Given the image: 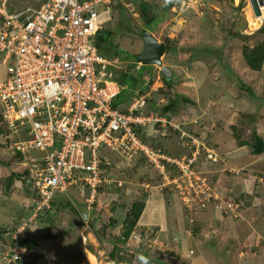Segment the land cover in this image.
Here are the masks:
<instances>
[{
    "label": "rangeland",
    "instance_id": "rangeland-1",
    "mask_svg": "<svg viewBox=\"0 0 264 264\" xmlns=\"http://www.w3.org/2000/svg\"><path fill=\"white\" fill-rule=\"evenodd\" d=\"M40 1L6 0L5 4L12 12L19 7H36ZM181 1L115 0L110 9L100 6V33L104 40L99 41V53L108 59L117 57L114 78L123 86L122 94L114 100L117 108H124L137 94L146 90V96L138 103L144 113L153 112L158 117L165 115L167 111L163 107L173 101L174 105L168 112L175 116L174 124H177L176 120L194 119L197 127L199 125L201 129L202 126L204 134L199 141L203 139L206 146H213L222 160L216 166L201 160L197 169L209 173V178L213 179L212 191L220 196H246L241 218L233 221L246 224L248 228L245 227L238 239L235 230L230 229L231 222L221 224L211 220L210 216L200 217L202 211L214 209L212 203L205 205L203 210L198 207L193 212L185 210L167 190L158 189L163 195L153 193L157 188L150 190L148 187L139 191L143 182L158 183L155 170L142 161L126 164L115 157L109 159L112 164L109 177L115 182L109 189L105 187L97 193L93 203L96 206L97 199L101 203L100 208L97 206L99 211L96 209L93 216V219L99 220L95 228L101 238L96 236L99 243L86 236L88 229L84 231L86 227L79 224L76 210L71 211L66 207L67 203L60 208L53 205V214L44 212L40 220H34L35 225L29 224L31 234L37 240L47 235L50 241L53 240L52 246L58 244L55 252L58 254L57 261L54 260L57 264H88L89 256L85 254V249L102 264H114L108 257L112 250L115 264H193L192 259L199 256L207 258L209 264H264V150L254 155L248 146L253 133L264 142V63L260 71H252L241 54L243 46L253 47L264 37V30H259L264 27V7L260 19L254 20L257 24L252 26L248 21V0H193L182 7ZM142 3L148 17L158 15L152 27L146 26L145 18L140 15ZM145 29L158 41L166 42L169 51L162 61L173 68L174 75L193 77L196 81L193 89L183 85L176 76L171 81V88L164 84L159 74H156L159 76L157 83H153L154 76L147 80L152 65L141 64L140 69L135 68L136 55L142 49L141 34ZM190 63L195 65L193 72ZM123 72L127 73L122 75ZM4 76L5 67L0 63V79ZM142 76L146 77L145 85ZM184 98L192 103L184 102ZM199 109L204 112L202 117H199ZM179 128L185 131V128ZM2 131L0 126V256L5 251L4 245L7 247L11 242L9 233L12 232V223L29 212L28 203L31 202V192L21 185L25 165L11 149V142L16 140L17 133ZM194 131L200 132L197 128ZM176 138L173 136V139ZM158 140V145L153 141L152 144L163 151L161 140ZM182 140L186 147L187 140ZM240 143L244 145L240 146ZM171 150L174 152L176 148L172 146ZM105 154L108 155L109 151ZM32 155L36 161L41 158L39 152ZM11 174L12 181L8 185ZM139 177L143 181L138 180ZM116 181H120L122 186H118ZM104 190L109 195L107 192L104 194ZM69 192L74 191L69 189ZM63 194L56 192L54 198L66 199L71 207H78L76 204L79 201L85 204L86 197L78 200L74 193L71 194V202L69 194ZM142 195H145L143 217L130 236L123 239L127 210L133 200ZM171 201L174 204L173 213L167 208ZM220 214L218 209V216ZM174 216L178 220L176 226L171 224ZM48 217L54 218L57 225L47 223ZM184 217L186 220L181 219ZM111 219L114 225L109 227ZM227 219L231 220L230 217ZM2 229L7 233L2 234ZM188 248L193 255L188 256ZM96 249L100 251L96 253ZM37 252H34L38 255L37 260L48 258Z\"/></svg>",
    "mask_w": 264,
    "mask_h": 264
},
{
    "label": "built area",
    "instance_id": "built-area-1",
    "mask_svg": "<svg viewBox=\"0 0 264 264\" xmlns=\"http://www.w3.org/2000/svg\"><path fill=\"white\" fill-rule=\"evenodd\" d=\"M114 1L41 0L36 7L11 12L6 0H0V63L5 67L0 111L9 131L17 133L11 149L24 159L31 192L29 218L10 233L0 264H39L21 257L25 250L18 238L38 213L54 212L51 202L56 192L68 194L73 189L80 198L86 197L89 209L97 188L115 182L109 177L105 150L122 163L142 161L152 167L158 176L155 187L167 190L185 210L196 212L212 203L221 215L241 218L244 199L214 193L205 173L197 169L200 148L205 161L221 162L214 148L165 117L144 113L139 100L124 112L114 106L123 90L114 78L117 57L102 56L97 40L102 24L99 7L110 9ZM192 1L182 0L180 6ZM140 65L136 62L135 68ZM149 125H157L161 136L178 131L190 141L191 152L172 156L161 151L148 131H142ZM35 152L40 153L38 161ZM142 184L146 189L149 182Z\"/></svg>",
    "mask_w": 264,
    "mask_h": 264
},
{
    "label": "crops",
    "instance_id": "crops-1",
    "mask_svg": "<svg viewBox=\"0 0 264 264\" xmlns=\"http://www.w3.org/2000/svg\"><path fill=\"white\" fill-rule=\"evenodd\" d=\"M264 7V6H263ZM152 34V33H151ZM153 35V34H152ZM154 36V35H153ZM155 38V37H154ZM157 41H158V39H156ZM162 42V41H161ZM164 43V42H163ZM165 45V44H164ZM167 54V52L165 51L164 52V54L162 55L163 57H161V60H162V58H164V56ZM162 64H164L168 69H169V71H170V74H171V77H170V80L169 81H174L173 79H174V76H176V77H178V78H180V80H182V83H183V85H187V86H189V88H191V89H193V86H194V83L196 82L195 81V79L193 78V77H191V76H188L187 78L185 77V75L183 76V75H174V70H173V68L171 69V68H169L168 67V65L167 64H165L164 63V61H162ZM190 64H192V66H191V68H192V72H193V70L195 69V65H194V63H190ZM139 69H140V67H139ZM173 71V72H172ZM175 71H176V69H175ZM152 72H154L155 74H152ZM177 72V71H176ZM156 74H159L160 76H162V74H161V72H160V70H159V68L157 67V66H153L152 65V71H151V74H150V76L149 77H147V80L149 79V78H151V76L154 78V80H153V83H157L158 82V80H159V76H157ZM143 77V84L145 85L146 84V77L145 76H142ZM145 77V78H144ZM184 78H186V80H183ZM176 79V78H175ZM150 80V79H149ZM148 82V81H147ZM191 93V92H190ZM146 94H147V91L145 90V92L144 93H140V95H138L137 94V97L136 98H134V100H132V101H130L129 102V104L127 105V106H125L124 108H121L122 109V111H125L130 105H132L133 104V102L135 101V100H142V98L143 97H145L146 96ZM192 94V93H191ZM188 103H192L191 101L190 102H188ZM155 108V107H154ZM120 109V110H121ZM207 110V109H206ZM169 111V110H168ZM166 112L165 113V115H161L160 117H165L166 119H168V120H170L172 123H174L173 122V119H175V116L173 117V116H171V115H169V113L170 112ZM173 113V112H172ZM198 113H199V117L201 116L202 117V113H204V112H202V109L200 110L199 109V111H198ZM232 114H233V112H232ZM180 117H182V116H180ZM181 119V118H180ZM175 121V120H174ZM176 122H177V124L181 127V128H185L184 130V132L185 133H187V134H194V135H197V136H199V138L201 139V137H202V134H204V133H202V126H201V129L199 128V125H198V127L194 124V122H195V120L193 119V120H190V119H187V121H184L183 119H181V120H176ZM195 125V126H194ZM212 127H213V125H212ZM198 129L200 132L199 133H197L196 131H194L195 129ZM194 129V130H193ZM182 130V129H181ZM142 131H143V133H146L145 131H148V135H149V137H151V139H152V141L154 142V143H156L157 145L159 144L157 141H156V139H158L159 138V140L158 141H160L161 140V147H162V149H163V151H165V153H167V154H169V155H172V156H182V155H186V154H188V149L184 146V144H183V140H182V138L180 137V134H179V132L178 131H167V134L165 135V136H161L160 134H159V131H160V129L158 128V126L157 125H149V127H143L142 128ZM183 131V130H182ZM179 134V136H178V134ZM197 133V134H196ZM173 136L174 137H177L176 139H173ZM169 142V143H168ZM165 143H166V145H165ZM182 145V146H181ZM175 147L176 148V152L174 151H172L171 150V147ZM188 151H187V150ZM141 178L139 177V179L138 180H140ZM141 181H143L142 179H141ZM143 183H145V182H143ZM151 184H153V185H151ZM122 186V185H121ZM140 187V188H139ZM139 191H142V190H144L145 191V189H144V184H140L139 185ZM148 187H150V190H151V188H156L155 187V184L154 183H150V184H148ZM110 187H108L107 189H109ZM106 189V190H107ZM106 190H104V194L107 192ZM155 192V194H162V192H160L159 190H158V188H157V190H154L153 191V193ZM106 194H108L109 195V193L107 192ZM163 195V194H162ZM150 197V196H149ZM61 197H59L58 199H60ZM78 200H80L79 198H78ZM98 200V203L96 204V206H93V204H92V206L88 209L87 207L85 208V206H84V204L83 203H81V201H79L78 203H79V206H81L82 208L81 209H86V213H84V212H81V214H82V217H83V224H84V227H86V228H83L84 229V231L86 230V229H88V231H87V234H86V236H88L89 235V233H90V239H96V241H98V239H97V235H96V223L99 221V220H97V219H93V216H94V213L96 212L95 210L97 209L98 211H99V208L101 207V203L99 202L100 200L99 199H97ZM100 203V204H99ZM169 207H168V205H167V208L169 209V210H171V213H173L174 212V204H173V202L171 201L170 203H169ZM99 208H98V207ZM97 207V208H96ZM54 209V208H53ZM212 209V208H211ZM143 212H144V210H143ZM143 212H142V214H141V217H143ZM249 213V212H248ZM84 215H85V217H84ZM202 216H210V218H211V220H213V221H215V222H220L221 224L222 223H228V222H231L232 224H230L229 223V226H230V229L232 230H235V235H236V238H238V239H240V237H239V234L240 233H242L243 232V230L244 229H246V228H248L247 227V225L246 224H242V223H240L239 221H233L232 219L230 220V219H227V217H225V216H222L221 214L218 216V209H212V211L211 210H205V211H202V214H201V216L200 217H202ZM218 216V217H217ZM249 216V215H248ZM141 217H140V219H139V221H141ZM175 217V216H174ZM215 218H217V219H215ZM50 219V221H51V223H50V225H57V221H55V219L54 218H52V217H50L49 218ZM93 219V220H92ZM181 219H183V220H186L185 219V217L184 218H181ZM200 219V218H199ZM95 220V221H94ZM173 222H171V224L173 225H178V220H177V217H175V218H172L171 219ZM138 221V222H139ZM88 222V223H87ZM80 224V223H79ZM83 224H80V225H82L83 226ZM88 224V225H87ZM114 225V224H113ZM252 225V224H251ZM91 226H92V228H91ZM93 226H94V228H93ZM139 226V225H138ZM246 227V228H245ZM89 230L91 231V232H89ZM225 231H226V228L224 229ZM240 231V232H239ZM255 233V232H254ZM53 235H55V233L53 234ZM247 237V241H248V235L246 236ZM50 239V236H43L40 240H37V245L35 246V247H33L32 249H31V251H28L27 252V255H29L30 256V258L31 259H33V258H36V259H33L36 263H39V264H57V263H55V261H57V257H58V254L57 253H55L56 252V250H57V247H58V244H56V245H54V246H52L53 244H52V241H50L49 240ZM82 239L84 240V236H82ZM40 241V242H39ZM204 242V241H203ZM202 242V243H203ZM55 243H57V242H55ZM98 243H99V241H98ZM8 246V245H7ZM6 249L7 247H5V245H4V247H3V249ZM37 250H38V252H37ZM42 252V253H40V251ZM241 250V249H240ZM4 251V250H3ZM100 251V249H96V253H98V252ZM189 251H192L191 249H187V252H188V256H191V255H193V251L190 253ZM34 252H37L38 254H42V255H45V258L48 256V258L47 259H45V260H43V259H39L38 258V260H37V254H35ZM104 252V251H103ZM85 254H90L91 256H94V258L96 257L94 254H92V252H90V251H88V250H86L85 249ZM217 256V255H216ZM33 257V258H32ZM86 258H87V256H86ZM106 258V257H105ZM89 259V258H88ZM96 259V258H95ZM181 259H183V258H181ZM198 259H200V260H198ZM0 260H1V256H0ZM55 260V261H54ZM192 260H194V261H192L193 262V264H209V260L207 259V258H204V256L202 257V259L200 258V256L199 257H197L196 259L195 258H193ZM87 262H89L88 264H90V260H87Z\"/></svg>",
    "mask_w": 264,
    "mask_h": 264
},
{
    "label": "trees",
    "instance_id": "trees-1",
    "mask_svg": "<svg viewBox=\"0 0 264 264\" xmlns=\"http://www.w3.org/2000/svg\"><path fill=\"white\" fill-rule=\"evenodd\" d=\"M140 15H141V17L143 16L144 18H145V25L146 26H153V24L156 22L155 21V18H157V16L158 15H156V14H154V15H150V17H148V14H147V12H146V8H145V4H141V6H140ZM146 30V29H145ZM260 31H263L264 30V27L263 28H260L259 29ZM147 31H149V30H147ZM97 40L98 41H100V40H104V38H103V36H102V34L100 33L98 36H97ZM164 44H165V51L167 52V51H169V48H168V46H167V44H166V42H164ZM242 58H243V60H244V62H245V64H246V66L250 69V70H252V71H255V72H257V71H260L261 70V68H262V65H263V63H264V37H263V39L260 41V42H258L256 45H254L253 47H248V46H243V48H242ZM125 73H127V72H123V73H121L122 75L123 74H125ZM150 76V75H149ZM161 79H162V81L164 82V84L165 85H167V86H169L170 88H171V86H172V83H171V81H169V80H167V79H165L163 76H161ZM120 84V83H119ZM121 86H122V84H120ZM122 94V91L118 94V96L119 95H121ZM117 96V97H118ZM116 97V98H117ZM184 102H186V103H188V102H190L188 99H182ZM173 101H171V102H169L165 107H163V109L165 110V111H168V110H171L172 109V107H173ZM114 106L115 107H117L116 106V104H115V101H114ZM121 111H122V109H121ZM124 112V111H123ZM0 126L2 127V132H4V133H12V132H10L9 131V129L7 128V126H6V124H5V122H4V120H3V117H2V114H1V111H0ZM20 137L21 138H24L25 136L23 135H20ZM198 138V137H197ZM198 139H200V138H198ZM16 140H17V138H16ZM187 142H188V145L186 146V148L189 150L188 151V154L191 152V150H192V148H191V145H190V141L189 140H187ZM12 144H13V142H11ZM11 144V145H12ZM244 145V143H240V146H243ZM211 146V145H210ZM248 146H250L251 147V152H252V154H254V155H259L263 150H264V142H263V140L258 136V135H256L255 133H253L252 134V136H251V139H250V141H249V144H248ZM211 147H213V146H211ZM216 150V149H215ZM105 151H108V150H105ZM105 151H104V154H105ZM217 151V150H216ZM13 155L17 158V159H19L20 161H22L21 163H23V161H24V159H23V157L21 156V154H19V153H14L13 152ZM105 156L108 158V159H110V160H113V158H118L119 159V157L117 156V155H115V153H113V152H111V151H109V154L107 155V154H105ZM109 160V162H110V164L108 165V168L111 170V161ZM203 161L204 160V151H203V149L202 148H200V154H199V156H198V158H197V161H196V163H197V165H198V167H200V161ZM207 162V163H206ZM199 163V164H198ZM205 163L206 164H208V165H213V166H216V163H211L210 161H205ZM108 169V170H109ZM23 179L21 180V185H22V187H24V189L25 190H27V191H29L30 192V185H29V183H27L26 182V179H27V177H28V171H27V168H26V165H25V167H24V169H23ZM209 173H205V175L207 176V179H208V184L210 185V186H212L213 185V183H212V181H213V179H210L209 178V176L210 175H208ZM213 176V175H212ZM12 181V174L10 175V179H9V181H8V185L10 184V182ZM148 182V181H147ZM121 186V185H120ZM110 187V186H109ZM103 188H105V186H102V187H98L97 188V190H96V192L97 193H99ZM108 187H106V189H107ZM74 191V190H73ZM75 193V191L74 192H69L68 194H69V196H68V199H69V201H71L72 202V199H71V194H74ZM96 193V194H97ZM64 195V194H63ZM76 195L78 196V198L79 199H81L80 197H79V195L76 193ZM54 197V196H53ZM144 197H145V195H142V197H139L138 196V198H136L135 200H133V202L131 203V205H130V207H129V209L127 210V213H126V216H125V218H124V225H123V231H122V238L123 239H127L129 236H130V234H131V232H132V230H133V228L136 226V224L138 223V221H139V219H140V217H141V214H142V212H143V210H144V208H145V200H144ZM233 197H235V198H239V199H244V197H246V196H242L241 194H240V196H237V195H234ZM77 198V199H78ZM65 203H67L66 204V207L68 206V208H70V210L72 211H74V210H76V212H77V215L79 216V223L80 224H83V217H82V214H81V212H84V213H86V206H85V204H84V206H85V208L84 209H81L82 207L81 206H79V203H77L76 205L78 206V207H76V206H72L71 207V205L69 204V202L66 200V199H64V198H60V199H56V198H53L52 199V202H51V205H52V207H53V205H55V207L57 208V207H61L63 204L65 205ZM94 203V202H93ZM60 204V205H59ZM53 211H54V209H52ZM45 212V211H44ZM44 212H40V213H38V215L36 216V220H40V217H42V215H43V213ZM54 213V212H53ZM52 213V214H53ZM29 214V212L27 211L26 212V214H25V216L22 218V219H20L19 217L17 218V219H15V221H14V223H12L13 224V226L11 227V231L12 232H14L15 231V229H17L19 226H20V224H21V222L23 221V219H25V217H26V215H28ZM223 216V215H222ZM34 219V220H35ZM32 221V223L31 224H33V225H35L34 223L36 222V221ZM46 221H47V223H51V221H50V219H49V217L48 218H46ZM88 223V222H87ZM109 227L110 226H113V224H114V222H113V219H111V220H109ZM30 224V225H31ZM29 224H28V226H30ZM28 226H25V228H24V230H23V233H22V235L20 236V238H18V244L25 250V252H24V254L21 256L22 258H30V256L29 255H27V252L28 251H31V249L33 248V247H35L36 245H37V239H36V237H35V235L32 233L31 234V230L29 229V227ZM32 226V225H31ZM6 231H4V229H2L1 230V233L2 234H4ZM12 232H10V233H12ZM7 233V232H6ZM9 233V234H10ZM96 235H97V237H98V233L96 232ZM98 239H101L100 237H98ZM9 245V244H8ZM114 247V246H113ZM108 257H109V260L111 261V263H114L115 264V259L113 258L114 256H113V250L112 251H110L109 253H108ZM128 264H132V263H128Z\"/></svg>",
    "mask_w": 264,
    "mask_h": 264
},
{
    "label": "water",
    "instance_id": "water-1",
    "mask_svg": "<svg viewBox=\"0 0 264 264\" xmlns=\"http://www.w3.org/2000/svg\"><path fill=\"white\" fill-rule=\"evenodd\" d=\"M141 39L142 49L136 55V61L143 65L157 66L162 76L165 79L170 80V71L164 64H162L161 60V57L165 52L164 43L157 41L154 36L148 31L142 32Z\"/></svg>",
    "mask_w": 264,
    "mask_h": 264
},
{
    "label": "bare ground",
    "instance_id": "bare-ground-1",
    "mask_svg": "<svg viewBox=\"0 0 264 264\" xmlns=\"http://www.w3.org/2000/svg\"><path fill=\"white\" fill-rule=\"evenodd\" d=\"M263 6H264V0H248V7H247L248 13L247 14L249 16L248 21H249L250 25L254 26L257 24V21H254V20L260 19ZM250 14H252V16H250ZM253 14L255 16H253ZM89 235H90V233H89ZM88 256H89L88 258L90 260V264H102L100 262H97V260H95L94 256H91L90 254H88Z\"/></svg>",
    "mask_w": 264,
    "mask_h": 264
},
{
    "label": "clouds",
    "instance_id": "clouds-1",
    "mask_svg": "<svg viewBox=\"0 0 264 264\" xmlns=\"http://www.w3.org/2000/svg\"><path fill=\"white\" fill-rule=\"evenodd\" d=\"M143 31H147V30H143ZM143 31H142V32H143ZM148 32H150V31H148ZM150 33H151V32H150Z\"/></svg>",
    "mask_w": 264,
    "mask_h": 264
}]
</instances>
